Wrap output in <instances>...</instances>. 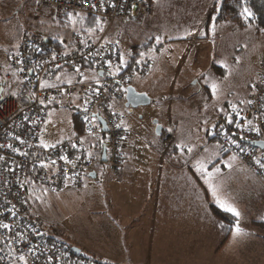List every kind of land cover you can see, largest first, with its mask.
<instances>
[{
	"label": "crops",
	"instance_id": "obj_1",
	"mask_svg": "<svg viewBox=\"0 0 264 264\" xmlns=\"http://www.w3.org/2000/svg\"><path fill=\"white\" fill-rule=\"evenodd\" d=\"M151 1L155 7V16L148 22L149 28L157 25L158 20L165 16V11L172 4L194 8L199 2L171 0L170 4L166 5L164 1ZM220 1H205L202 13H198L195 33L189 31L181 34L183 36L170 38L169 24L168 32H165L161 41L158 40V33L162 34V31L157 27L144 38L142 44L129 45L128 48H124V41L120 35L114 37L117 39L114 41L119 47L122 64L127 61L130 47L148 44L143 53L153 60L145 73L146 78L149 77L151 87L143 80L138 81V86H133L138 92L146 93L151 102L141 106L143 109L137 118L134 115L140 106H126V97L123 108H119L123 115L122 124L127 139L121 153L120 173L114 176L108 169L111 179L107 192H104L105 200L104 202L102 200V204L104 213L110 211L113 215V223L120 230V242L124 248L121 251L114 250L112 254L107 250L102 252L98 250L91 257L113 264H203L201 257L203 238L209 236V242L204 244L208 245L212 256L206 264H264V176L259 177L242 165L219 141L208 142L207 146L215 145L211 150L192 149V143L185 139L184 131L178 133L179 127L185 126V120L190 116H180L177 113L175 118L166 105L173 101V97L168 98V94L171 93L174 84L163 80L164 88H159L153 84L154 81L152 82L153 79L158 82L160 76H173L176 79L180 75L189 82L200 84L201 70L194 71L196 66L191 64L193 55H200L194 52L195 47L203 46L212 59L210 63L217 62V65L213 63L211 66L226 71L222 64L226 62L229 53L243 49L255 41L259 43L260 39L264 41V31L254 26L242 28L230 21L216 22L214 16ZM177 26L187 28L188 25L179 23ZM235 36L240 38L237 39ZM259 56L260 70L257 77L241 93L242 96L235 101L234 106L220 117L217 124L230 112L248 105L258 76L264 68V49ZM186 63H189L187 71L184 70ZM0 65L7 66L1 63ZM182 68L184 76L182 72L180 73ZM68 72L70 71L63 69L54 78H46L45 82H51L53 79L59 81V78ZM215 73L216 77H225L218 69ZM97 78L98 76L90 80ZM13 80L15 75L11 74L8 84ZM186 86L188 85L185 84ZM225 89L230 92L234 90L228 87ZM161 91L167 98L164 104L157 98ZM193 93L197 94L195 88ZM223 103L230 105L224 99ZM128 107L133 111L128 112ZM157 125L162 127L161 134L156 133L154 126ZM138 129L144 130V136L135 135L140 138L139 143L134 141L128 143V131L134 135ZM72 134L70 135L73 136ZM70 135L51 146L63 142ZM103 141L106 144L107 137ZM85 143L90 152L96 153L93 143L87 140ZM189 147L191 151L187 150ZM204 152L207 153V157H201ZM200 163H203L211 174V183L216 187L220 199L233 205L240 213L239 217L229 213L235 222L228 236L219 226L218 217L212 210V205L216 207L218 205L209 185L197 171ZM216 169L220 171L217 172ZM94 171L95 177L89 175L87 178L98 177L99 170L95 168ZM237 220L241 229L240 234L235 231ZM134 238L145 241L146 247L142 249L143 251H135L132 247Z\"/></svg>",
	"mask_w": 264,
	"mask_h": 264
},
{
	"label": "built area",
	"instance_id": "obj_2",
	"mask_svg": "<svg viewBox=\"0 0 264 264\" xmlns=\"http://www.w3.org/2000/svg\"><path fill=\"white\" fill-rule=\"evenodd\" d=\"M35 7L57 20L82 12L111 23L120 19L143 25L155 16L151 0H35ZM130 48V57L138 54L139 64L132 71L117 72L119 49L103 35L91 38L78 33L55 40L26 33L19 47L10 52L7 66L0 65V264H111L73 256L69 248L48 236L43 219L29 204V189L32 185L50 190L82 188L89 172L104 162L112 175L120 173L127 135L117 108L125 102L134 78L145 74L153 63L141 47ZM89 67L102 71L103 76L42 86L44 79L59 70ZM11 74L15 80L8 84ZM20 85L31 90L27 103L18 94ZM61 104L82 108L84 131L45 147L41 144L44 107ZM99 117L107 125L108 140L97 155L89 151L85 137L101 141L104 132ZM215 136L242 165L264 176V146L249 144L264 143V68L248 105L227 114Z\"/></svg>",
	"mask_w": 264,
	"mask_h": 264
},
{
	"label": "rangeland",
	"instance_id": "obj_3",
	"mask_svg": "<svg viewBox=\"0 0 264 264\" xmlns=\"http://www.w3.org/2000/svg\"><path fill=\"white\" fill-rule=\"evenodd\" d=\"M159 1H164L166 5H169L171 0ZM198 1L194 8H183L179 4H172L165 11V16L160 18L157 25L153 28L148 27V22L140 25L120 19L112 23L102 19L103 25L98 37L103 35L106 39H113L114 41L117 40L114 37L120 35L124 41V48H128L129 45L142 44L144 38L148 37V34L157 27L162 31V34L158 33V40L161 41L165 32H168L167 26L169 24L170 38L183 36L181 34H186L189 31L195 33L198 13H202L206 0ZM183 5L186 6V3L183 2ZM82 16L87 17L88 14L81 12L63 18V22L72 20H70V26H63L59 23L60 21H56L53 17L38 12L35 7V0H0V63L8 64L10 52L19 47L24 34H37L55 40L67 37L79 30L75 27L77 23L75 18ZM179 23H187L188 26L187 28L179 27L177 26ZM235 37L237 39L240 38L239 36ZM176 48L175 50L178 49ZM263 49L264 41L260 39L259 43L255 41L253 44L244 46L243 49L229 53L226 62L222 64L226 71H221L216 66H211L213 63L217 65V62L210 63L212 59L207 55L203 46L195 47L194 52L200 55H193L191 64L196 66L194 71L198 72V70H201V86L199 83H194V81H187L180 75L176 79L173 76H160L157 79L159 80L158 82L155 79L152 80V82H155L153 84L159 88H164L163 80L174 84L171 93L168 94V98L173 97L172 102L166 103L167 98L162 91L157 98L163 104L166 103L175 118L177 113L180 116H190V118L185 120L186 125L179 127L178 133L180 134L184 131L185 139L192 143V149L211 150L215 145L207 146L208 142H218V140L213 138L216 135L217 122L222 115L228 112L229 108L234 106L235 101L242 96L241 93L257 77L260 70L259 55H261ZM130 52L131 48L128 50L127 60L132 55ZM199 58L201 63L198 62ZM198 64L201 66H198ZM188 65L189 63H186V68H182L180 73L184 70L187 71ZM216 68L225 77H216V73L214 74L217 70ZM69 71L62 75L59 81L53 79V81L46 83V79H44L42 86H50L58 82L68 83L69 81L90 80L93 77H97L100 72L93 68ZM82 72L83 75H80ZM181 74L184 76V72ZM146 77V74L137 75L133 80V85L138 86V81L143 80L150 86L149 77ZM185 84L188 86L185 87ZM213 85H215V91H213ZM226 87L234 90L231 92L226 91ZM194 88L197 92L196 95L193 93ZM223 99L228 101L230 105L223 103ZM123 105H121L122 108ZM199 106L201 107L198 108ZM142 109L141 106L138 107L137 114L135 113L134 115L135 118L139 116L138 114ZM76 111V108L66 104L47 108L42 128L41 144L43 146H51L71 133H73L72 135L78 134L72 128V117ZM154 127L156 128V126ZM143 131V129H138L134 135L128 131V143L131 144L133 141L139 143L140 138L135 137V135L141 136ZM85 140L91 143L94 142L89 136L85 137ZM201 157H207V153L204 152ZM96 168L99 170L98 177L94 179L86 177L82 188L70 187L51 191L42 187L43 191L36 201L30 198L32 210L43 219L46 234L69 247H79L82 250V254L86 256H92L98 250V252L107 250L108 253L112 254L114 250L121 251L124 248L120 242V230L113 223V215L110 211L104 213L103 210L102 200L103 202L105 200L104 192H107L106 189L109 188L108 184L111 179L108 173L109 168L105 162ZM105 169L107 172H105ZM218 221L220 227L226 226V222H223L220 218H218ZM224 228L226 227L222 229ZM205 242H209V236L203 238V247L201 249L203 264L209 262L212 256L210 248L204 244ZM145 245L146 243L143 239H133L132 247H134L135 251H143L142 249H145Z\"/></svg>",
	"mask_w": 264,
	"mask_h": 264
},
{
	"label": "trees",
	"instance_id": "obj_4",
	"mask_svg": "<svg viewBox=\"0 0 264 264\" xmlns=\"http://www.w3.org/2000/svg\"><path fill=\"white\" fill-rule=\"evenodd\" d=\"M245 7H247L252 12V16H247V14L243 12ZM69 15H72V14H66L64 18L68 17ZM62 20L64 21V19H59V20L56 19V21H60L59 23L62 24L63 26H70V20L71 19L67 20V21L65 20V22H63ZM75 20L77 21V23L75 24V27L79 30L75 31L72 35L79 33V34H85L91 38H95V37H98L99 33L101 32L103 23L101 21L102 18H100V17L88 15L87 17H83V16L80 18L76 17ZM215 21L216 22L230 21V22H233L237 26L242 27V28L254 26L257 29L264 31V0H221L220 4H219V8L215 14ZM72 35H70V36H72ZM48 38H50V37H48ZM107 40H109V39H107ZM109 41H112V40H109ZM112 42L115 43V41H112ZM115 44L117 45V43H115ZM142 46H139V47H141L144 51V48L146 49L148 47V44H144ZM117 47H118V45H117ZM118 49H119V47H118ZM119 53H120V50H119ZM137 55L129 57L128 60L126 61V63L122 64L121 63V54H120L119 59H118L119 66L116 67V69L118 71L117 70L116 71L117 72H125L124 70H127V71L134 70L135 69V63H136V66L139 64L137 62ZM89 68H91V67H89ZM67 70H70V69H67ZM60 71L61 70H59L58 72H60ZM55 75H57V74H55ZM80 75H83V73H81ZM99 77H100V75L98 73V78ZM131 85H133V81H132ZM30 91L31 90L26 85H20V87L18 89V94L22 97L23 102H25V103L28 102V98H29L28 93H30ZM123 104H125V102ZM61 105H63V104H61ZM52 106H58V105H52ZM52 106H45L44 107L45 113H46L47 108L52 107ZM71 106L77 109V111L73 114V117H72L73 121L72 122H73V128L80 135L84 131V123L82 120V108L78 105H71ZM120 107L121 106H119L117 108V115H119V117L121 118V124H122L123 115H121V113L119 111ZM221 122H223V119L217 124V127L220 125ZM122 127H123V124H122ZM103 132H104V134L101 137V141L93 142V145L96 147V153L95 154H97V155H100V153L102 151V145L104 143L103 139L107 137V134L105 133L104 130H103ZM125 133H126V130H125ZM215 139L218 140L220 143H222L218 138H216V136H215ZM107 140H108V137H107ZM240 143L243 146H249V144L247 143L246 140H241ZM225 149H226V147H225ZM261 159H262V161H264V155ZM87 176H89V174ZM42 191H43V188L41 186L32 185L30 187V189H29V204L30 205H31L30 198L34 199V201H36L38 196L42 193ZM51 191H53V190H51ZM212 210L218 218H220L223 222H226L225 223L226 226L223 225V227H226L223 229V231H224L225 235L228 236L229 232L231 231L232 224H234V222H235L234 217L231 214L220 210L218 207H216L214 205H212ZM57 242H59V241H57ZM60 244L64 248H69L71 251V254L73 256H76L79 258L98 259L95 257L83 255L82 252L80 254H76V253H74V251L71 250V247H69L65 244H62V243H60ZM98 260H101V259H98ZM105 262H107V261H105ZM108 263H111V262H108ZM111 264H113V263H111Z\"/></svg>",
	"mask_w": 264,
	"mask_h": 264
},
{
	"label": "water",
	"instance_id": "obj_5",
	"mask_svg": "<svg viewBox=\"0 0 264 264\" xmlns=\"http://www.w3.org/2000/svg\"><path fill=\"white\" fill-rule=\"evenodd\" d=\"M99 75L102 76L103 72L100 71ZM150 102H151V98L146 93L138 92L133 85H129L127 87L126 106H131V107L144 106V105H148ZM99 121L102 124L103 130L106 131L107 125H106L104 119L102 117H99ZM154 122L157 123V120H155ZM161 129H162L161 125H157L156 133L161 134ZM249 144L253 145V146L260 147V148H263V146H264V143L262 141H251V142H249ZM102 160L103 161L106 160L105 149H104L103 154H102ZM95 174H96L95 171L89 172V175H92L94 177H95ZM71 250L74 251V253H76V254L81 253V249L79 247H76V246H72Z\"/></svg>",
	"mask_w": 264,
	"mask_h": 264
},
{
	"label": "snow or ice",
	"instance_id": "obj_6",
	"mask_svg": "<svg viewBox=\"0 0 264 264\" xmlns=\"http://www.w3.org/2000/svg\"><path fill=\"white\" fill-rule=\"evenodd\" d=\"M92 6L94 7L95 5H92ZM243 12L246 13L247 16H252V12L247 7L244 8ZM213 27H214V25H213ZM69 83H71V81H69ZM213 91H215V85H213ZM237 127H239V125H237ZM256 130L259 131V129H256ZM45 147H48V145H45ZM189 151H191V149H189ZM63 159H65L67 161L66 156L63 157ZM53 163H55V162L53 161ZM197 171L201 173V178L204 179L206 183H208L209 188L212 192V195L215 198V203L218 205V207L227 213H231L235 217H239L240 216L239 211L233 205L228 203L227 201L220 199V197L217 195V189L211 183V179H210L211 174L208 173L207 168L204 166L203 163H200L198 165ZM216 171L219 172L220 170L216 169ZM3 227L8 228L9 226L7 224H5V225H3ZM235 231L237 234H240V232H241V229L239 227V220H237V222H236ZM21 259H23V257H21Z\"/></svg>",
	"mask_w": 264,
	"mask_h": 264
},
{
	"label": "flooded vegetation",
	"instance_id": "obj_7",
	"mask_svg": "<svg viewBox=\"0 0 264 264\" xmlns=\"http://www.w3.org/2000/svg\"><path fill=\"white\" fill-rule=\"evenodd\" d=\"M127 109H128V112H131V111H133V110H132L130 107H128Z\"/></svg>",
	"mask_w": 264,
	"mask_h": 264
}]
</instances>
